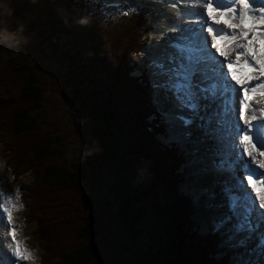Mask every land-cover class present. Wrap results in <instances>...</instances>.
<instances>
[{
    "label": "trees",
    "instance_id": "16d2710c",
    "mask_svg": "<svg viewBox=\"0 0 264 264\" xmlns=\"http://www.w3.org/2000/svg\"><path fill=\"white\" fill-rule=\"evenodd\" d=\"M85 5L86 0H38L28 7L16 5L13 13L0 8V95L4 97L0 115L10 109L12 127L8 126V133L20 158L16 168L29 163L37 165L41 172L33 186L34 193L38 191L34 206L40 216L31 219L37 223L38 232L45 233V222L54 232L45 233L49 243L42 247L52 249L48 255L53 259L59 257L52 264H105L96 214L98 191L86 185L81 177L83 161L70 156L54 123L51 122L55 132L51 123L37 115L36 110L46 104L47 92L38 67L9 60L13 56L19 59L29 44L40 42L71 64V71L75 70L77 96L73 100L79 112L89 117V135L100 144L97 168L112 179L110 190L133 239L130 249L135 264H212L215 255L208 260L206 245L188 237L187 206L176 199L178 181L171 171L175 169L170 161L165 162L166 153L158 149L147 122L143 82L128 77L125 60L113 65L114 82L107 85L103 82L108 75L104 69H109L110 74L111 68L110 64L103 67L107 57L101 58L100 66L82 57L85 48L91 46L90 41L76 35L78 27L84 26L81 21L90 17L91 9ZM94 59L98 64L100 57L95 55ZM100 170L88 174L89 180L99 184ZM180 176L183 180L184 176ZM51 194L54 198L46 197ZM58 209L60 216L55 218ZM150 222L156 223L152 242L157 246L143 249L145 253L141 255L137 244L145 239L142 226ZM59 235H63V242ZM53 238L57 239L59 252L52 244Z\"/></svg>",
    "mask_w": 264,
    "mask_h": 264
},
{
    "label": "rangeland",
    "instance_id": "374dc122",
    "mask_svg": "<svg viewBox=\"0 0 264 264\" xmlns=\"http://www.w3.org/2000/svg\"><path fill=\"white\" fill-rule=\"evenodd\" d=\"M127 1L129 2L131 0ZM127 1L105 0V4L110 6L111 12L108 16L110 17V22L104 20L102 24L100 23L101 28L98 27V24L97 26L85 24L86 26L84 25L83 28L79 26L76 32V35H80L81 38H85L88 42L90 41L91 43L90 47L85 48L82 57H84L86 60L88 59L89 62H91L95 66H100L102 63L101 58L107 57V63H104L105 66H103L107 67L108 64L111 65L110 74L109 69H104V71L108 73V75H106V78L103 79V82H106L107 85H109V83L114 79L113 74H111L113 65H116L118 62L122 63L125 58L129 57L128 59L130 61L137 62L138 67L152 69L150 67V64L153 59L148 58L146 50L142 52L143 54L140 53L136 55H129V50L134 47L136 39L139 38L141 32L143 31V28L140 27L137 22L138 20L141 21L143 15L140 14L144 11L140 10V6L137 5L138 0H136L134 10L129 12L120 11L116 13L115 4L117 8L120 6L126 8L128 6ZM34 2H38V0H21L19 3L13 2L12 0H0V8L5 13H13L16 5L28 7L29 4H32ZM153 3L156 4V0H154ZM141 6L143 8L149 7L152 11L157 12V14V8L160 7L159 5L156 6L151 4L150 0L144 2L141 1ZM166 11L165 14L161 16V19L159 18L158 20L160 22L159 26L161 29L157 33L154 32L153 34H151V36H153L155 40L160 41V35L163 33L162 27H166L164 25H175L174 21H164L167 20L170 15H172L169 12L167 13ZM173 17L175 18L176 16ZM142 19H144V16ZM149 21H151V23H157L155 21H152V19ZM149 25L151 24L149 23ZM163 41L164 40L161 38V43ZM130 44L131 46L128 48L127 51H125L124 54H119L121 50H123ZM145 45L147 46V43ZM150 46H153L152 43L149 44V48ZM46 47L47 46H45L44 44L42 45V42L33 46L29 44L25 51L26 53L21 56L22 58L19 57V59H22V61L19 60L16 56L9 58V60L19 63L28 62L38 67L41 82L44 86H47V92L46 104L44 108L41 107L42 109L39 108L40 110H36L37 115L46 123H54L57 129L56 131H58V133L61 135V138L63 137L65 145L71 151L70 156H78L79 160L83 161V171H81V177H83V179L87 181L86 185L90 188L95 189L99 193H97L96 195V198L98 197L99 203V206L96 207V214L100 233V243L102 249L101 251L104 255L105 264H135L136 258L133 255V249H130V245L132 244L131 246H133V243H131L133 239L129 236L127 225L123 222L122 217L119 216L120 209L118 206V201L113 198L110 190V182L112 179L109 178L106 173H102L103 171H101L99 167L97 168L96 158L101 152L100 144L98 142H95L92 136L89 135L92 127V123L89 117L86 113H82L81 111V113L79 112V109L77 107V101L73 100L77 96V90H75V86L77 85L75 80V70L71 71V69H73V67L70 66L71 64L69 65V63L67 62L65 63L62 59L59 58V56H56L55 53L52 52V50L48 47L47 48L49 50L47 51ZM154 47L157 48V45L155 44ZM70 51H72V48L70 49ZM80 51H82V49H80ZM95 55H98L100 57L98 64L96 62V59H94ZM1 70L6 71V69L3 68ZM1 98L4 97L0 95V101L2 100ZM153 98L156 101L155 91L153 92ZM160 100L161 104H159L158 106L163 112L165 111V106L170 102H166L163 100V93H161L160 95ZM9 110H5L7 114L3 112L4 116L0 115V138L4 140L2 141V143H0L3 146V151L0 153V164H4L6 166L5 168H7L8 173H3L7 177L4 178H8L10 174L12 177L10 179V182L5 185V189L9 192L12 199L11 218L14 224L19 223L18 225L20 226H22L23 223L25 224L26 229L22 226L20 229V234L26 235L29 241H27L25 245L23 242V244L19 247L15 246L16 244L13 243L10 238H8L6 235V224H1L0 233L3 236H6V244L11 245L12 247H10L9 249L4 248L5 250H3V240L0 238V261H4V259L8 260L11 256L13 257V253L16 252V247H18V249L27 247V253L24 254L22 252L24 256L23 260H26L24 261L25 264H40L38 257H36V260L29 259L27 257V254L31 256L34 254L32 251L34 249H38L37 243L33 239V236H36V241L38 243H41L42 245H48L49 241L46 240L45 235H52L54 234V232H52L51 230V225L46 224V222V234L42 231H37V223L31 225L28 222L30 214L32 215V217L36 215L40 216V212H37L34 206V201L38 198V191L35 194L33 186L39 180L41 172L40 170L37 171V165H30L29 163H26L24 165L21 163L20 167L16 168V165L20 158L17 154V149L14 146V140L10 138V135L8 133V130H10L8 126L12 127V123L8 119L10 115L8 114ZM1 117H3L4 119H2ZM5 119H8V121H6ZM164 122L165 124L168 123L166 120ZM54 125H52L51 127V130L53 132H55ZM177 127L179 128V132H181V128L179 126ZM180 148L185 151V156L187 159V163L184 166V172L186 174L184 180L185 182L184 184L180 185V187L183 188L184 192L188 196L192 198L195 197L194 200L196 201L198 206H195V209L193 210V216L197 218L199 215V219L203 224V230L205 231L204 233H206V231L208 230L207 214H212V211H210V205L207 203L208 195L206 198H202L201 195L205 193L207 189H210L212 187L215 188L213 184L217 182L220 183L222 186L226 187V182L224 183L223 181H221L222 179H224L225 171H222L221 175L219 176L218 174L215 175L214 171H210L215 170V163L211 164L209 161L205 162L204 164L205 168L209 170V174L208 176H203L201 173L200 166L195 163L193 154L190 152H193V149L197 148V145L187 144L183 148L180 146ZM206 149H201L202 157L208 158V151ZM97 170H100L101 174L98 175V178H100L101 180L99 184L95 183V179L89 180L88 176V174L92 175L93 171L97 172ZM197 176L200 178L201 182L197 179ZM212 177L213 181L210 182L208 178ZM191 183H194L195 186L193 187ZM212 194V201L216 199V194L218 195L217 198H222V196L217 191H215V193L213 192ZM46 197L54 198V194H51L50 196ZM222 199H224L225 212H227L228 208L226 207V199L225 197H223ZM204 202H206L207 205H205ZM56 204L57 203H55L54 205ZM29 208L31 209V212ZM57 211L58 213L56 214L55 218H58V216H60L58 215L60 214L59 209ZM214 216L215 214H212L213 221H215V219L217 220V218H214ZM155 224L156 223L154 222H150L142 226V232L145 231V239L137 244L138 247L141 248V255H144L145 253L143 249L148 250L153 246L155 248L157 246L152 242V240H154L152 236L153 231L156 227ZM55 234L57 236V233ZM59 236V241L62 240L63 242V235ZM52 244L55 246V248L58 247L57 251L59 252L60 247L59 245H57L56 238H53ZM51 250L52 249L47 250L44 248L46 264H52L53 262L56 263V260L59 261V257L53 259L50 255H48V251ZM18 251L20 252V250ZM25 257L26 259H24ZM1 264H4V262H1Z\"/></svg>",
    "mask_w": 264,
    "mask_h": 264
},
{
    "label": "snow or ice",
    "instance_id": "6c2138e0",
    "mask_svg": "<svg viewBox=\"0 0 264 264\" xmlns=\"http://www.w3.org/2000/svg\"><path fill=\"white\" fill-rule=\"evenodd\" d=\"M182 2L207 6L209 0H182ZM234 2L235 0H215L217 7L220 8H228ZM247 2L248 0H244L246 5ZM252 3L259 6L255 14L260 17V22L264 23V16H260V9L264 8V2L252 0ZM193 15L197 14L177 11V17L180 19ZM199 16V30L179 26L170 28L169 31L180 33L176 41L170 44L172 51H165L162 58L153 59L150 64L153 69L152 87L156 93V103L161 104L160 95L163 93V100L173 103V108L177 112L190 113L188 116L180 114L175 117V120L181 122L183 128L182 132L177 133L174 130V120L170 112L163 111L162 115L168 122L169 128L161 134L160 138L165 145L175 143L182 148L187 144L199 145L213 138L215 133L221 130L216 127L219 125L223 126V131L233 138V147L238 150L237 155L242 158L244 142L250 143V136L247 135L250 129H242L238 124L233 125L229 119L230 114L237 112L235 93L239 90L227 81L223 62L220 61L217 66V58L210 52L211 47L216 45L211 44L204 33L207 19L203 13ZM241 22H245L243 17ZM208 31L212 29L208 28ZM223 31L224 29H217L218 34ZM261 43L264 45V39ZM257 62L262 64V70H264V61ZM252 91L255 92V89ZM214 104L218 105L216 109H213ZM193 125L196 129L203 130V135L195 140H193ZM254 127L255 131L251 132V135L255 136L256 143L264 148V123H258ZM197 151L198 147L193 149V152ZM248 155L252 159L243 161L242 166L247 180L251 182L254 176L258 178L264 176V173L255 166L264 168V161L258 160L252 152H248ZM219 167L231 169L233 162L226 159ZM236 187L241 191H234L232 187L225 188L231 215L214 221L212 231L225 235L226 238L221 242V247L234 252L238 249L245 250L233 256L234 264H264V195L258 197L259 203H257V196L245 190L246 185L242 180L237 181ZM233 219L235 223H232ZM229 224L231 227L226 228ZM250 245L253 246L250 247ZM13 258L15 264H21L18 249L13 253Z\"/></svg>",
    "mask_w": 264,
    "mask_h": 264
},
{
    "label": "bare ground",
    "instance_id": "6f19581e",
    "mask_svg": "<svg viewBox=\"0 0 264 264\" xmlns=\"http://www.w3.org/2000/svg\"><path fill=\"white\" fill-rule=\"evenodd\" d=\"M241 1H242V5L245 8L248 7V5H249L248 2H247V5H246L244 3V0H241ZM169 5H172L173 7H170ZM159 6H160L159 7L160 10L161 9L162 10L164 9V11L167 10L166 11L167 13L169 12L173 16H176L174 18L172 15H170L171 19L169 18V20H170L169 22L174 21V23H175V25H172L173 27L174 26H179L180 27V25H181V26H185V28H186L187 23H193V25H196V23H195L196 20L194 18H192V16L191 17H185L184 19L178 18L177 17V11H179L180 13H187V12H193L194 13V11L199 10L200 7H198V6L192 7V4H188L187 2H182V0H174V2H170L166 6H165V4L162 3V4H159ZM159 18L161 19V17H158V20H159ZM215 18L218 20L220 17L216 16ZM164 21H167V20H164ZM244 21H245L244 23H242L241 21L240 22H232V23L231 22H227L225 27L227 29L233 30L234 33H235L234 34L235 45H234V43H232L231 44L232 47H227V45L229 44V41H230V40H227V38H229V35H227V38H223V39H219L218 40V43H217L218 49L219 50L221 49L220 51H222L225 54H229V53L232 54V52L235 51V54H234L235 58H237V51H238L239 48H241L242 50H248V51H250L252 49H255L256 51H258V53H256L258 56L255 55L252 58L255 60L257 65H259V64L262 65L261 63H258L257 61H264V45H262V43H261V40H262L261 34L263 33V31L261 29V26L264 23L260 22V17L257 20L256 19L255 20H252V19L250 20V19L246 18ZM156 24H155L154 29L155 30L158 29V31H159L161 29L160 26H159L160 22L157 21ZM219 24L222 25V23H219ZM170 25L171 24H168V25H164L166 27H162V31L164 32L163 29H166V31L164 32V35H165L164 37L162 36V34L160 35V41L159 40H155V38L153 39V43H152L153 46L152 47L150 46L149 49H150V52H151L152 56L155 57V58L160 59V58H162L163 53L165 51H172L171 48H170L169 41H170V39H173V36H175V35L172 34V31L167 30ZM189 27H192V25L189 26ZM161 38L164 40L162 43H161ZM213 39H214V42H215L216 38H215L214 35H213ZM155 44L157 45V48L154 47ZM232 49H234V50H232ZM240 54H241L242 57L244 56V53L242 51H240ZM259 69H261V70H259ZM259 69L255 70V71H251L252 73H250L249 71L245 70L244 71L245 73H244L243 77L239 78V81L241 83L245 84L246 82L248 83V82L254 80L253 78H256V79H260L262 77L264 78V70H262V66H260ZM252 83H253V81H252ZM254 93H255V97H254L253 102H252L253 103L252 104L253 105L252 106V110H251L252 112L248 113V118L253 119V117H255V119H253L252 122L256 121L254 123H260V122L264 123V120H262V118H261V115H262L263 112L259 109V106L262 105V104H263V106L261 108L264 107V102H261L262 99L259 98V94H257V92H254ZM216 105L217 104L213 105V109L215 108ZM241 124H242V122H241ZM261 149H262V147L260 146L258 151L249 150V152H252L256 156V158L258 160L264 161V156L262 157V154H261L262 150ZM205 153H207V152H205ZM215 154L217 156H220V152L219 151H216ZM205 159H207V158H205ZM251 159H252V157H251ZM216 160H218V158H214V159L210 160V163L211 164L216 163ZM244 160H247V157H244ZM186 163H187V159H186ZM5 167L6 166L4 164H0V177H1L0 180H3V179H5L4 177H7V176H5L3 174V173H8L7 172V168H5ZM257 168L260 171L262 170V168H259V165H257ZM227 174L228 173L225 171L224 172V179L221 180L224 183L227 180ZM234 174H235V171H234ZM234 174L232 173L230 175V177H233ZM183 180H185V176H184ZM208 180L210 182L213 181V177L212 178H208ZM257 182H258V184L260 183L259 181H257ZM213 185L215 186V183ZM207 190H206L205 193H203L201 195V197L202 198L203 197L206 198L207 194L210 195V197L207 199L208 200L207 203L210 205V211H212V213L215 214L214 218H217V220H219V219L225 217L224 199L217 198L218 195L216 194L215 195L216 199L214 201H212V195H213L212 193L213 192L215 193V191H217V189L212 187V188L207 189ZM0 195H1V197L3 199L6 200L5 201V205H3V208L9 213L10 212V209H9V207H10V199L8 198L7 192L1 190V184H0ZM190 198H192V197H190ZM226 215L228 216L227 212H226ZM217 220L215 219V221H217ZM226 228H228V225L226 226ZM251 246L252 245H250V247ZM244 251H245L244 249H238L235 252L233 251V253L236 254V253H241V252H244ZM216 257L217 256L215 255V258Z\"/></svg>",
    "mask_w": 264,
    "mask_h": 264
},
{
    "label": "clouds",
    "instance_id": "9594fccd",
    "mask_svg": "<svg viewBox=\"0 0 264 264\" xmlns=\"http://www.w3.org/2000/svg\"><path fill=\"white\" fill-rule=\"evenodd\" d=\"M82 23H86L87 21H86V19L85 20H83V21H81Z\"/></svg>",
    "mask_w": 264,
    "mask_h": 264
}]
</instances>
